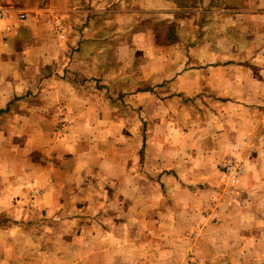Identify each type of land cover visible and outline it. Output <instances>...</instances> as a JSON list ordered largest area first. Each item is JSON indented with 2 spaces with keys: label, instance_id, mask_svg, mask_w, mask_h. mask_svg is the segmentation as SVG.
I'll return each mask as SVG.
<instances>
[{
  "label": "crops",
  "instance_id": "obj_1",
  "mask_svg": "<svg viewBox=\"0 0 264 264\" xmlns=\"http://www.w3.org/2000/svg\"><path fill=\"white\" fill-rule=\"evenodd\" d=\"M125 1L0 0V264H188L196 224L200 264H264L250 207L264 197V0L221 5L213 35L201 23L193 51H164L141 91L110 100L104 58L157 46L133 35V9L110 17ZM238 36L241 53L216 50ZM241 144L247 171L224 197L216 165Z\"/></svg>",
  "mask_w": 264,
  "mask_h": 264
},
{
  "label": "rangeland",
  "instance_id": "obj_2",
  "mask_svg": "<svg viewBox=\"0 0 264 264\" xmlns=\"http://www.w3.org/2000/svg\"><path fill=\"white\" fill-rule=\"evenodd\" d=\"M169 2V6L167 5V8H157L156 12H151L147 13L142 11L145 7L146 4L145 0H126L124 4H112L110 5V17L114 13L115 9L118 10H130L133 9L136 12V17L134 18L133 23H130L128 26H130L132 31H137L134 32L133 35L140 34V31L146 30L149 34H154L156 35L154 42L157 44L156 46V51L152 53V55L155 56H149L145 57L144 55H147L146 52H144L143 49L148 48V40H145V37L141 38L140 41H138L136 47L137 50H133L131 54L127 56V60L125 59L126 55L123 57V61H121V58L123 55L119 57L118 62L104 58L103 63L105 65H108L111 67V71L113 72V75H116V77L112 78V81L116 78L117 81L114 82V84H111V82L108 85V94L109 98L116 100L118 97L121 96V90L127 93L129 91L131 92H138L142 90L141 82H137L136 77H140V67L141 66H146V63H148V68L152 69V71L156 72L159 71V69L164 68V63H161L160 60L158 59L159 55H163L164 51H172L174 54H182L193 51L195 47L197 46V40L199 39V33L200 31L202 32V27L201 23H210L209 26L206 27L205 31H208V35H213L214 34V29H213V24L212 23H218V19H224L223 15L227 13L219 12V9L221 8V5H230L231 7H234V12L239 11L242 9L239 0H207L203 2V0H167ZM171 1V2H170ZM237 1V2H236ZM239 1V2H238ZM135 2V3H134ZM126 4V5H125ZM173 5V6H171ZM177 8V11L175 9V6ZM184 6V8H181ZM142 11V12H141ZM141 12V13H140ZM177 14V15H175ZM220 15V16H219ZM22 20V19H20ZM172 22V23H170ZM240 23V22H237ZM165 24H170L171 29L173 31V35H175L176 40L172 44H165V35L167 33V28L165 27ZM61 27L57 25L58 30V36H62L63 39V31L60 29ZM127 30V28H125ZM156 31V32H155ZM202 32V33H205ZM144 33V32H143ZM148 33H145L146 35H149ZM125 37H121L120 40L121 42H125L128 40V31H124ZM140 36H138V39ZM244 37L238 36L237 37V42L234 43L233 45L230 44H218L216 46V50H220L222 52H229L231 49L235 48L237 51H243L247 45L243 43ZM165 46H169L166 47ZM210 49L209 51L213 50V46L209 45ZM158 56V57H156ZM161 65V66H160ZM100 67V66H98ZM179 67L176 62H174L171 66V69L175 70ZM101 68V67H100ZM105 76V75H103ZM115 79V80H116ZM105 81V80H104ZM156 93H161L164 94L163 92L159 91H154V94ZM157 96V95H156ZM157 98H159L157 96ZM111 105V104H110ZM119 109L120 106H118ZM117 109V112L120 111ZM123 112L126 113V109H123ZM63 124V122L61 123ZM63 126V125H62ZM60 126L61 129H59V132H64L63 127ZM256 135L261 136V133L259 131L256 132ZM243 145H246V141H242ZM241 144V148L238 149L237 153H234L233 155H229L224 157L221 161H219L216 165V168L218 172L220 173L222 180H223V185L228 187L226 188V191H224V197H226L233 189V187H236L238 183L243 179L245 176V173L247 171V151L248 148L243 146ZM244 147V148H243ZM231 159L237 160L238 163H240L243 166L244 173L243 175L237 180L236 183L234 184H229L226 177H224L221 173L220 170V165L223 162L229 161ZM228 190V191H227ZM37 194V193H36ZM36 194L34 196H36ZM264 194V191H263ZM34 196H29L31 199L34 198ZM261 200V201H260ZM258 200L255 204H250V207L252 209L262 211L263 216H264V197ZM30 205V202L28 203ZM210 208L207 211V213H204L202 216H209L208 222L210 223H216L218 222L217 219H215L213 216L215 215ZM261 223V225H264V219L262 221H258ZM260 225V224H258ZM199 225L196 224L193 226L191 233L188 235V239L192 241L193 247L195 249V246L197 242H199L202 239V235H200L199 232ZM193 247L187 252L186 255V262L188 264H200L201 262L199 261L200 259L195 256L194 254V249ZM262 259V258H261ZM264 261V259H262Z\"/></svg>",
  "mask_w": 264,
  "mask_h": 264
},
{
  "label": "built area",
  "instance_id": "obj_3",
  "mask_svg": "<svg viewBox=\"0 0 264 264\" xmlns=\"http://www.w3.org/2000/svg\"><path fill=\"white\" fill-rule=\"evenodd\" d=\"M19 20L23 19L24 16L22 14H20L19 16ZM60 38H62V36H60ZM220 170L221 173L224 177H226L228 183L234 184L237 182V180L243 175L244 173V169L243 166L237 162V160L235 159H231L229 161L223 162L220 165ZM36 194V191L33 190L29 196H34Z\"/></svg>",
  "mask_w": 264,
  "mask_h": 264
},
{
  "label": "trees",
  "instance_id": "obj_4",
  "mask_svg": "<svg viewBox=\"0 0 264 264\" xmlns=\"http://www.w3.org/2000/svg\"><path fill=\"white\" fill-rule=\"evenodd\" d=\"M165 27L167 28V33L165 35V40H164V43L165 44H171L173 42H175L176 40V37L175 35H173V31L171 29V26L170 24H165ZM156 32V31H155ZM156 37V35H155ZM157 38V37H156Z\"/></svg>",
  "mask_w": 264,
  "mask_h": 264
}]
</instances>
